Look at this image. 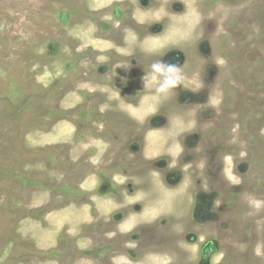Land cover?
Returning <instances> with one entry per match:
<instances>
[{
    "label": "rangeland",
    "instance_id": "rangeland-1",
    "mask_svg": "<svg viewBox=\"0 0 264 264\" xmlns=\"http://www.w3.org/2000/svg\"><path fill=\"white\" fill-rule=\"evenodd\" d=\"M161 48L160 59L183 68V89L208 110L190 103L188 112L184 99L179 115L155 116L154 96L134 106L120 95L124 85L80 80L111 77L100 70L110 55L142 53L148 71ZM175 52L180 59L170 60ZM165 123L192 130L182 135L196 142V162L178 164L179 145L168 147L173 165L163 155V130L149 132ZM143 135L136 155L147 156L144 172L132 150ZM156 158L168 163L161 182ZM176 172L184 182L163 189ZM214 181L222 183L219 219L195 222L193 246V224L185 227L178 263L209 264L201 249L213 241L210 264H264V0H0V264H102L112 215L129 212L116 223L126 236L161 215L196 221L189 194L199 182L208 193ZM123 193L120 206L114 196Z\"/></svg>",
    "mask_w": 264,
    "mask_h": 264
},
{
    "label": "flooded vegetation",
    "instance_id": "flooded-vegetation-1",
    "mask_svg": "<svg viewBox=\"0 0 264 264\" xmlns=\"http://www.w3.org/2000/svg\"><path fill=\"white\" fill-rule=\"evenodd\" d=\"M144 8H149L148 6H144ZM163 30V31H162ZM153 32L157 33V29L155 28L153 30ZM162 32V33H161ZM160 34L165 33V29H161ZM141 33V32H140ZM185 36L183 33L181 34V37ZM125 39V37H123ZM144 36H140V39H137V43L141 44L143 42ZM125 43V40H124ZM138 49H141L142 47H139L137 45ZM135 52L133 55H126V57L121 56V55H110L108 56V58L110 59V61L108 62V69L107 68H103L100 67V70H104V74L102 75H111V77L108 78H88L86 76L85 73V77H83V73L82 74V78L80 80L82 81H113V84L120 86V85H124V92L122 94H120L124 99L125 102H128L133 104L135 106L136 103H139L141 101L142 98H145L146 95H151V100L152 97H156L157 99L155 100L156 102V113L155 116H163V117H173L175 115H177L178 111H180V105H182L181 100H188L186 103L187 105L183 106V108H187L188 112L190 111L188 108L191 107L192 103V107L196 106L197 104L200 105L201 107L203 106V108L206 107V110H208L210 107V105H206L204 103H202V101H198L195 98H193V94L189 88H186V90L183 89V87H179L176 89V93L177 94H171L168 97H157L155 95L152 94H142V88L144 87L143 84V77L145 75V72L147 71L146 68V63L144 61V57L141 56L142 53H138ZM178 56V58L180 59L181 55L178 52H175L174 57H171L170 60L174 61V58L176 59ZM96 58V57H95ZM89 59V58H88ZM98 59V58H97ZM167 62H168V58H167ZM96 62H94L95 64ZM124 70L123 73L119 72V75L116 76L117 73V68ZM120 69H118V71H120ZM128 83V84H126ZM126 84V85H125ZM129 85V87L127 86ZM184 85V83H183ZM121 88V87H120ZM201 91H204V89H199ZM173 95V96H172ZM196 95V94H194ZM102 100V97H99ZM175 98V99H174ZM162 99L168 100V105L165 106H160ZM159 105V106H158ZM197 105V106H198ZM137 106V105H136ZM179 107V108H178ZM115 113V112H113ZM158 114V115H157ZM179 115V114H178ZM186 115H180V117H183ZM150 118V117H148ZM163 130L161 132L162 136H158L157 137H162L161 141H159V144L161 143L162 146H164V148L162 147V152L163 155L166 157L168 156L170 158L171 161V165H173L174 162H172V156L171 154L168 152V147L169 145L172 146L174 148H176V145H179L182 149L181 151V157L178 161V164L181 165H189V163H194L196 162L195 160V153L193 152L196 145V142L194 141V139L192 138L191 142H185L183 139V135L184 133L190 134L189 132L191 131H182L179 127L177 126H169L168 123L163 124L162 126L158 127V128H152V131L150 130V136H152L155 132ZM165 130H169L170 132H168V136L165 135V137H163V135L165 134L164 131ZM173 131V133L175 135H177L178 133V137H176L178 143H172L171 140H169L170 136H171V132ZM145 135V134H144ZM141 136V138L143 139V141H141V138L139 139V141H141V147L135 145V147L132 149L134 150L133 154L135 159L133 160L135 165H136V169H141L142 172L145 171V166L146 164L143 162L146 161L147 156L143 154L140 155H136L137 153H141L142 149L144 151V146H146V136ZM163 139H165V141H163ZM171 143V144H170ZM159 146V145H158ZM187 146L190 148L188 149ZM170 150V149H169ZM149 158V157H148ZM157 163V166L155 169L156 174H158V177L156 178L157 181L161 182V178H162V169L167 168L168 163L165 162L163 163V161H161L160 159H155ZM159 160V161H157ZM121 162H126L127 164L130 163V161L125 158L124 160H121ZM180 166V165H179ZM148 167V164L147 166ZM170 167V166H169ZM159 172H158V171ZM128 173V171H126V174ZM152 173V172H151ZM130 176V175H129ZM152 174L149 173L148 175V179H152ZM193 177V176H190ZM129 178V177H128ZM147 179H143L142 181H146ZM184 176L183 173H175V174H170L168 173L166 175V180H164V182L167 184H165V187L163 189H175L177 188L180 183L184 182ZM142 181H138V182H142ZM154 181V180H152ZM194 185V181L192 182ZM163 184V183H162ZM203 187L202 183L199 182V189H197L196 193L191 192V194H189V197L192 195L196 200V207L195 209L199 211L195 212V218H197V220L195 221V219L191 220V221H187L188 218L185 217V220L177 223V225L175 224V222L173 221L174 218L171 217L169 214V216L166 218L164 217V219H160V217H162L163 215H161L159 217V220L156 221H142L139 222L137 224L136 227L132 228L130 231H132L131 234H129L128 236H126L125 233H127V231H120L117 227V222H120L123 220L124 215L126 213V215H128V211L125 213L123 212H117V214L112 215V222L109 221V225L105 227V230H108V236L110 237L109 239H106L104 241H102V246L104 250H106V256H105V262H102V264H179L178 263V255H179V251L183 249H185L182 246H179L178 243V237H181L182 234L184 233V229L185 227L192 225L191 230L188 231L187 230V234L188 233H193V235L188 236L187 241L189 240L192 246L196 245L197 241L199 238L196 239V237L194 236V227H195V222H197V225H203L204 223H210V222H214L217 221L219 219V215L217 213V211H215L216 209V201L220 198L221 195V191L222 189H220L222 187V183L219 185V182H213V184H209L208 187L209 192L208 193H203L205 191H202V189L200 188ZM129 188H132V186H129V183L126 185H123ZM122 186V187H123ZM148 188V187H147ZM163 189L161 190V192H163ZM124 190V189H123ZM121 190V191H123ZM137 190V191H136ZM134 189V190H130V192H128V196L129 197H134L137 193H139L138 189ZM141 190V189H140ZM143 191V190H142ZM147 189H144L143 192L146 193ZM103 193H106L104 190H102ZM117 200H118V204L120 206L123 205L124 200H125V195L120 194L119 196H114ZM202 197V198H201ZM194 202V201H193ZM195 202H194V206H195ZM136 204H138V202H134ZM194 206H191L190 208H188L187 210V214H189L190 216V212L193 209ZM138 207V209H137ZM142 208L141 205H137L135 207H133L134 211L138 210L137 213H140V209ZM140 210V211H139ZM142 212V211H141ZM180 214L182 215V213L180 212ZM187 214L185 216H187ZM114 216V217H113ZM191 218V217H190ZM192 219V218H191ZM124 223V222H123ZM181 231V233H178ZM184 236V235H183ZM182 241H183V237H182ZM186 243V244H187ZM200 243V242H199ZM218 246L216 244H214L213 241H209L208 243H206L202 249H201V256H202V260L205 263L210 264V260L211 257L216 253ZM104 256V255H103ZM97 258H100L96 255ZM166 257V260H164L165 262H161L162 258ZM122 259V260H119Z\"/></svg>",
    "mask_w": 264,
    "mask_h": 264
},
{
    "label": "clouds",
    "instance_id": "clouds-1",
    "mask_svg": "<svg viewBox=\"0 0 264 264\" xmlns=\"http://www.w3.org/2000/svg\"><path fill=\"white\" fill-rule=\"evenodd\" d=\"M161 21L171 23L167 17H163ZM160 52L159 58L151 63L149 70L145 72L143 84L144 88L148 85L153 87V95L157 97H168L173 92H176L177 88L183 87L186 74L181 66L165 63L160 59L167 52L164 51V48H161ZM226 159H231V157H226ZM233 182L238 184L240 182L239 177H235Z\"/></svg>",
    "mask_w": 264,
    "mask_h": 264
},
{
    "label": "bare ground",
    "instance_id": "bare-ground-1",
    "mask_svg": "<svg viewBox=\"0 0 264 264\" xmlns=\"http://www.w3.org/2000/svg\"><path fill=\"white\" fill-rule=\"evenodd\" d=\"M143 108V107H142ZM141 111V110H140ZM146 118V117H145ZM163 133V132H162ZM158 136H160V135H158Z\"/></svg>",
    "mask_w": 264,
    "mask_h": 264
}]
</instances>
